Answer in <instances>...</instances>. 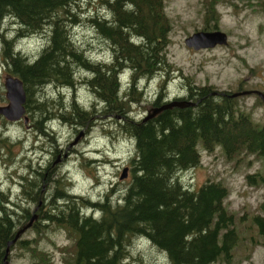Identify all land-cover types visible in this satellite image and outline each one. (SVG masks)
<instances>
[{"label":"trees","instance_id":"trees-1","mask_svg":"<svg viewBox=\"0 0 264 264\" xmlns=\"http://www.w3.org/2000/svg\"><path fill=\"white\" fill-rule=\"evenodd\" d=\"M97 1L95 11L88 8L85 12L86 0H0L1 68L23 82L29 119L43 130V123L53 117V98L39 99L36 93L50 84L74 88L78 67L90 73L85 83L103 102L105 112L121 114V130L133 142V155L127 162L131 178L124 190L118 191V198L112 189L102 200L91 202L73 196L62 185L65 183L53 178L54 188L39 220L69 229L76 248L73 264H121L137 238L146 239L165 254L161 264L230 260L239 238L234 215L225 206L227 187L212 180L191 189L177 176L200 164L199 143L207 151L220 145L227 157L244 152L264 160V121L252 120L237 109L235 99L211 91L209 86H189L187 96L167 98L163 85L168 73L162 71L168 62L165 48L170 27L164 0ZM4 21L16 25L12 36L3 27ZM82 24L108 40V63L90 60L75 46L71 29ZM30 36H38L40 41L33 58L16 49L17 40ZM124 69L130 70L131 80L121 96L118 73ZM155 74L163 80L153 107L169 102L195 104L173 105L147 120L130 118L124 102L141 99L139 79ZM217 95H221L219 99ZM75 101L72 97L70 113L60 117L67 120L72 115L74 123L86 125L95 113ZM246 178L249 183H264L260 175L247 174ZM19 188L23 199L39 201L37 181L21 175ZM85 208L93 212L85 214ZM31 216L29 208L16 206L0 189V264L8 243ZM37 220L32 226H37ZM253 222L257 234L264 238V216L255 215ZM19 238L15 243L24 242Z\"/></svg>","mask_w":264,"mask_h":264},{"label":"rangeland","instance_id":"rangeland-1","mask_svg":"<svg viewBox=\"0 0 264 264\" xmlns=\"http://www.w3.org/2000/svg\"><path fill=\"white\" fill-rule=\"evenodd\" d=\"M86 1L85 12L88 8L95 11L98 1ZM164 14L170 27L165 48L168 62L162 71L169 76L163 85L167 98L187 96L189 86H209L211 91H220L227 97L249 89L264 92V0H164ZM15 26L3 22L9 36L14 33ZM216 27L227 34V44L204 49L185 45L188 35ZM71 38L90 60L108 63L111 52L108 40L86 24L73 27ZM39 43L38 36L25 37L16 41V49L33 58ZM123 73L119 83L121 96L128 90L131 80L129 71ZM89 75L76 67L74 88L50 84L36 93L39 99L53 98V117L43 123V130L32 119L26 123L23 119L13 122L0 114V137L8 139L6 142L0 140V189L10 195L16 206L29 208V212L35 210L38 219L37 226L21 234L19 239L24 242L9 247L2 264L5 260L7 264H73L71 258L76 248L69 229L39 220L41 210L48 206L47 200L54 188L53 178L65 183L62 185L73 196L91 202L102 200L112 189L118 198V191H123L130 181L127 162L133 155V142L121 130L124 120L121 114L105 112L103 102L85 83ZM7 76L2 72L0 58V106L7 103L4 87ZM162 80L160 74L139 79L141 99L133 96L137 101H125L123 105L130 118L139 120L153 108L152 100L160 92ZM72 97L83 108L94 111L86 125L74 123L72 115L67 120L60 117L61 113H70L67 110L71 109ZM229 98L235 99L237 109L252 120L264 121V102L257 94ZM27 115L29 117L28 112ZM198 149L200 164L178 172V180L191 189H197L206 181L222 182L228 190L225 206L234 215L239 238L230 260L221 259L217 264H264V238L257 234L253 222L255 215L264 216V183H249L246 178L247 174L264 178V160L244 152L227 157L220 145L207 151L199 143ZM126 166V177L121 179ZM21 175L38 182L39 201L23 199L19 188ZM84 212L93 211L85 208ZM16 213L24 215L19 209ZM128 253L121 264H161L166 259L162 251L138 238L134 239Z\"/></svg>","mask_w":264,"mask_h":264},{"label":"water","instance_id":"water-1","mask_svg":"<svg viewBox=\"0 0 264 264\" xmlns=\"http://www.w3.org/2000/svg\"><path fill=\"white\" fill-rule=\"evenodd\" d=\"M185 43L189 47H193L194 49H200V48H211L216 46L217 44H226L227 43V36L224 32L221 31H198L193 33L192 35L188 36L185 39ZM5 87V96L7 98L6 105L0 106V114L3 115L7 120L9 121H17L21 118L24 119V122L26 123L28 118L25 115V102H26V93L23 87V82L16 77L7 76L5 77L4 82ZM250 93H256L258 96L261 97L262 101L264 102V93L257 91V90H243L241 92L232 93L230 96L234 97L239 94H250ZM194 105V102H169L168 104L162 105L160 107H154L152 108L148 114L145 116L144 120H147L148 118L153 117L155 114H157L159 111L170 108L173 105L177 106H184V105ZM126 171L127 168H125L120 175V178L126 177ZM37 215L34 213L30 221L27 225L20 228L15 235L14 240L8 243L6 250H5V258H7L9 254V245L13 244L16 239L19 237V235L32 224L33 220L36 219ZM7 260L4 261V264H7Z\"/></svg>","mask_w":264,"mask_h":264},{"label":"clouds","instance_id":"clouds-1","mask_svg":"<svg viewBox=\"0 0 264 264\" xmlns=\"http://www.w3.org/2000/svg\"><path fill=\"white\" fill-rule=\"evenodd\" d=\"M97 216H99V213H97Z\"/></svg>","mask_w":264,"mask_h":264},{"label":"flooded vegetation","instance_id":"flooded-vegetation-1","mask_svg":"<svg viewBox=\"0 0 264 264\" xmlns=\"http://www.w3.org/2000/svg\"><path fill=\"white\" fill-rule=\"evenodd\" d=\"M215 29H218V28H215ZM215 29H214V30H215Z\"/></svg>","mask_w":264,"mask_h":264}]
</instances>
